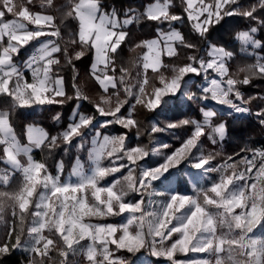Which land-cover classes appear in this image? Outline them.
<instances>
[{"label":"snow or ice","instance_id":"obj_1","mask_svg":"<svg viewBox=\"0 0 264 264\" xmlns=\"http://www.w3.org/2000/svg\"><path fill=\"white\" fill-rule=\"evenodd\" d=\"M262 81L264 0H0V264H264Z\"/></svg>","mask_w":264,"mask_h":264},{"label":"trees","instance_id":"obj_2","mask_svg":"<svg viewBox=\"0 0 264 264\" xmlns=\"http://www.w3.org/2000/svg\"><path fill=\"white\" fill-rule=\"evenodd\" d=\"M107 3H112L113 0H106ZM118 2L123 5L124 7H127L129 4H133L134 6L141 2V0H118ZM177 3H179V0H177ZM184 31H187V28L185 27L183 29ZM152 34V29L145 27L142 29H137V35L146 37ZM217 35H222L224 39H228L226 32L218 33ZM31 49H28L27 52L24 53L21 63L23 62V59H27L28 55L31 53ZM125 58H127V47H125ZM90 68V64L85 62L84 64H81L79 66L80 72L82 74L81 79V87L90 95L92 98H97V93L94 89L91 88V82L89 78L84 75L86 71ZM261 86H264V81L259 82ZM249 92L256 93L258 91L257 88H251L248 89ZM71 105L66 104L63 108H61L58 105H50V106H38L35 110V112H32L29 114V121L28 122H35L38 126H41L45 128L47 131L51 132L52 134H55L56 131L59 130L58 125L54 123V121L51 119L52 114L55 111H63L65 114H70L69 109ZM90 107V106H89ZM139 119L143 120L145 123L148 121L145 119V114H140L138 116ZM230 125H231V138L222 145L224 151L226 152H232L234 149H237L238 146L248 143L249 145L255 144L257 147L264 145V131L260 129V127L257 125V122L254 120H251V118H245V119H235L229 118ZM23 123L24 119L21 117L20 120L17 121V131L21 133V139H23ZM39 156V154H37ZM75 150L73 149V156H75ZM60 157H57L59 159ZM83 159L86 158V155H83ZM64 159L67 161V157H64ZM69 165H70V158H69ZM51 163V161H50ZM74 163V160H73ZM71 168L68 167L66 173L70 172ZM65 173V175H66ZM112 219L109 218V221ZM4 231V230H3ZM0 233H3L0 230ZM17 260L19 257L16 258ZM8 264H15L14 261H9Z\"/></svg>","mask_w":264,"mask_h":264},{"label":"rangeland","instance_id":"obj_3","mask_svg":"<svg viewBox=\"0 0 264 264\" xmlns=\"http://www.w3.org/2000/svg\"><path fill=\"white\" fill-rule=\"evenodd\" d=\"M30 75V74H29ZM231 118V117H230ZM237 119H245V117H238ZM251 120H254L255 122H256V120L254 119V118H251ZM144 142L146 143L147 142V139H146V137L144 138ZM206 147H207V145H206ZM75 150V149H74ZM75 153H76V150H75ZM77 154V153H76ZM83 155H86V153L85 154H82V157H83ZM37 158H39V156L37 155ZM86 158H87V156H86ZM85 158V159H86ZM83 159V158H82ZM75 162V161H74ZM68 173H66V175H67ZM111 219H118V218H111ZM0 230L3 232V230H4V225L3 224H0Z\"/></svg>","mask_w":264,"mask_h":264}]
</instances>
